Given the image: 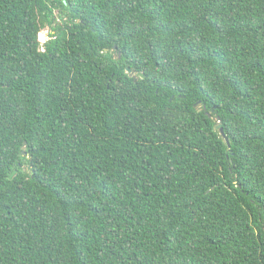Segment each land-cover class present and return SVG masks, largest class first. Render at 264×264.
<instances>
[{
	"label": "trees",
	"instance_id": "16d2710c",
	"mask_svg": "<svg viewBox=\"0 0 264 264\" xmlns=\"http://www.w3.org/2000/svg\"><path fill=\"white\" fill-rule=\"evenodd\" d=\"M0 264H264V0H0Z\"/></svg>",
	"mask_w": 264,
	"mask_h": 264
},
{
	"label": "rangeland",
	"instance_id": "374dc122",
	"mask_svg": "<svg viewBox=\"0 0 264 264\" xmlns=\"http://www.w3.org/2000/svg\"><path fill=\"white\" fill-rule=\"evenodd\" d=\"M47 33L48 30L44 29L41 31V33L38 35V41L43 44L47 40Z\"/></svg>",
	"mask_w": 264,
	"mask_h": 264
},
{
	"label": "water",
	"instance_id": "95a60500",
	"mask_svg": "<svg viewBox=\"0 0 264 264\" xmlns=\"http://www.w3.org/2000/svg\"><path fill=\"white\" fill-rule=\"evenodd\" d=\"M127 72H129V70H127ZM220 133H221V136L224 137L226 144L229 145L228 140H227V138H225L222 130H220Z\"/></svg>",
	"mask_w": 264,
	"mask_h": 264
}]
</instances>
